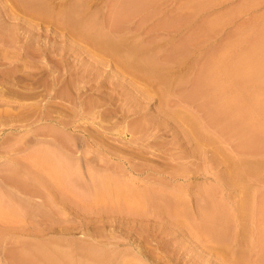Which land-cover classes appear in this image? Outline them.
<instances>
[{"label": "rangeland", "instance_id": "obj_1", "mask_svg": "<svg viewBox=\"0 0 264 264\" xmlns=\"http://www.w3.org/2000/svg\"><path fill=\"white\" fill-rule=\"evenodd\" d=\"M263 45L264 0H0V264H264Z\"/></svg>", "mask_w": 264, "mask_h": 264}, {"label": "bare ground", "instance_id": "obj_2", "mask_svg": "<svg viewBox=\"0 0 264 264\" xmlns=\"http://www.w3.org/2000/svg\"><path fill=\"white\" fill-rule=\"evenodd\" d=\"M257 40H258V39H257ZM257 42H259V40H258ZM251 43H252V44L255 43V44L257 45L256 42H251ZM252 44H251V45H252ZM258 45H260V43H258ZM252 46H253V45H252ZM252 46H251V47H252ZM255 47H256V46H255ZM255 47H254V48H255ZM263 47H264V45H263ZM254 50H255V49H254ZM250 51H252V50H250ZM243 52H244V51H242V53H243ZM258 52H259V51H256V52L254 51V52H252V53H255L254 55H256ZM243 54H244V53H243ZM246 54H247V53H246ZM248 55H249V54H248ZM248 55H247V57H248ZM254 55H253V54H252V55L250 54L249 57L254 56ZM241 57H242V54H241ZM247 57H246V59H247ZM256 57H257V55H256ZM252 58H253V57H252ZM243 59H244V58H243ZM250 59H251V58H250ZM250 59H249V62H250ZM257 59H259V58H257ZM244 60H245V59H244ZM244 60H243V61H244ZM247 60H248V59H247ZM252 60H255V58H254V59H251V62H252ZM238 61H241V59L238 60ZM243 61H242V62H243ZM256 61L259 62V60H255V61H253V62L256 63L255 66H256L257 64H260V63H258V62H256ZM245 62H246V61H245ZM249 62H248V63H249ZM253 62H252L251 64H253ZM242 64H244V63H242ZM246 64H247V63H245L244 65H246ZM251 64H248L247 66H249V65H251ZM247 66H245V67H247ZM253 66H254V65H253ZM253 66H252V67H253ZM244 72H245V71H244ZM245 104H246V103H245ZM239 109H240V107H239ZM223 113H225V112L222 111L221 114H223ZM238 113H239V112H238ZM240 113H242V112H240ZM226 114H227V113H225V115H226ZM228 114H229V113H228ZM244 114H245V113L243 112V113L241 114V116L244 115ZM219 115H220V114H219ZM223 115H224V114H223ZM236 115H238V114H236ZM236 115H235V116H236ZM245 115H246V114H245ZM235 116H234V117L231 116V117L233 118L231 121H233L234 119H237V118H235ZM217 118H218V116H217ZM225 118H226V116H225ZM226 119H227L228 121H230V120L228 119V116H227ZM243 119H245V118L243 117ZM217 120H219V119H217ZM221 120L223 121L224 118H222V119L220 118V121H221ZM256 120H257V119H256ZM225 121H226V120H224V122H225ZM254 121H255V120H254ZM262 121H263V120H262ZM262 121H261V122H262ZM233 122H235V121H233ZM239 122H240V121H239ZM239 122H238V123H239ZM255 122H256V121H255ZM257 122H259V121H257ZM261 122H260V123H261ZM242 123H243V122H242ZM251 123H252V122H251ZM262 123H263V122H262ZM235 124H237V123H235ZM239 124H240V123H239ZM243 125H244V123H243ZM245 125H246V124H245ZM258 125H259V123H258ZM260 125H261V124H260ZM260 125H259V126H260ZM263 125H264V124H263ZM240 126H241V125H240ZM249 126H252V125H249ZM249 126H248V127H249ZM261 126H262V125H261ZM231 127H232V126H231ZM237 127H238V126H237ZM246 127H247V126H246ZM248 127H247V128H248ZM256 127H257V126H256ZM256 127H254V129H255ZM226 129L229 130V129H231V128H229V129L226 128ZM234 129H235V128H234ZM239 129H240V128H239ZM239 129H238V130H239ZM242 129H243V128H242ZM244 129H245V128H244ZM244 129H243V130H244ZM252 129H253V128H252ZM257 129H258V127H257ZM257 129H256V130H257ZM259 129H260V128H259ZM238 130H237V132H239ZM249 130H250V128H249ZM260 130H262L261 133L264 135V133H263V129H260ZM260 130H259V131H260ZM232 131H233V130H232ZM235 131H236V130H235ZM240 131H241V129H240ZM244 131H245V130H244ZM233 132H234V131H233ZM256 132H257V131H256ZM227 133H228V132H227ZM231 133H232V132H231ZM235 133H236V132H234V133H232V134H235ZM229 134H230V132H229ZM257 134H258V135H257ZM256 135H257V136L254 135L255 138L258 137V136H260V135H259V132H257ZM261 136H262V135H261ZM261 136H260V137H261ZM260 137H259L258 139H257V138H256V139L259 140V139H261ZM262 137H263V136H262ZM263 138H264V137H263ZM262 140H263V139H261V141H262ZM251 141L254 142V139L251 140ZM251 141H249V142H251ZM255 142H257V141H255ZM262 142L264 143V141H262ZM251 143H252V142H251ZM258 143H260V141H258ZM244 207L247 209V207L245 206V204H244ZM244 207L242 206L241 208H244ZM241 208H240V210H242ZM215 210H216V208H215ZM215 210L213 209L212 212H211V211H210V212H211V213H215V212H217V215H218L219 210H218V209H217L218 211H215ZM243 211H244V210H243ZM204 214H205V213H204ZM219 214H220V212H219ZM227 214H228V213H227ZM231 214H232V213H231ZM213 215H214V214H213ZM229 215H230V213H229ZM229 215H228V217H229ZM205 216H206V215H205ZM208 216H210V214L207 215L206 217H207L208 219H211V218H209ZM218 216L220 217V215H218ZM206 217H204V218H206ZM212 217H213V216H212ZM216 217H217V216H216ZM216 217H215V215H214V219L212 218L214 222H215ZM228 217H227V218H228ZM230 217H231V216H230ZM223 218H224V216H223ZM223 218H221V219H223ZM227 218H226V216H225V219H227ZM217 219L219 220V218H217ZM228 219H229V218H228ZM218 220H217V223L220 222V221H218ZM221 221H222V220H221ZM223 221H225V220H223ZM223 221H222V222H223ZM215 223H216V222H215ZM220 223H221V222H220Z\"/></svg>", "mask_w": 264, "mask_h": 264}]
</instances>
